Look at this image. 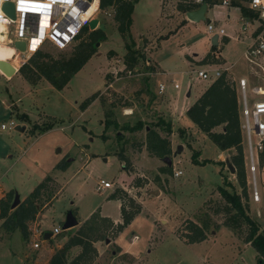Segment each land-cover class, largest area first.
Here are the masks:
<instances>
[{
    "label": "rangeland",
    "instance_id": "rangeland-1",
    "mask_svg": "<svg viewBox=\"0 0 264 264\" xmlns=\"http://www.w3.org/2000/svg\"><path fill=\"white\" fill-rule=\"evenodd\" d=\"M176 1L161 0L163 13L172 15ZM233 1L237 4L242 2ZM156 3L157 0H142L136 5L129 34L125 39L127 42L131 41L129 43L131 47H134L139 34H149L153 31L156 23L153 20ZM251 13L255 15L253 16L255 19L256 12ZM96 17L98 25L95 27L101 28L106 37L99 41L100 44L96 42L98 44L95 45V52L70 77L63 88L55 89L43 78L35 84H30L18 71L11 76L0 71V123L6 125L5 129H0V191L11 189L12 197L17 194L20 203L44 176L49 175L53 179V182L47 183L46 188L35 201L38 208L33 218L26 222L28 235L25 239L20 236L17 229L5 231L1 227L2 219H0V264H46L52 253L57 250L51 251V245L63 243L82 223L81 221L77 227L73 225L62 229L68 214H72L77 221L88 215L91 209L94 211L98 208L100 213L110 218L118 217L116 201L107 199L109 192L116 190H121L140 204V211L119 235V243L123 247L135 242L129 246L130 253L123 252L113 242L117 235L112 236L106 231L101 239L92 242L98 249L89 264H257L255 250L239 241H242L247 231L246 225L241 223L236 228V234L223 225L228 214L224 213L225 203L216 187L217 184L222 186L225 182H229L238 192L239 186L235 174L234 172V175L230 174L224 164L213 163L217 160L205 164H195L190 161L193 151L190 146L195 141L193 131L183 127L187 130H183V134L177 131V134L166 135L170 149L173 146L168 156L169 165L162 158L154 164L157 159L151 158L152 156L142 154L143 156L139 157L136 154L134 158L139 164L138 168L133 164L129 153L135 152L138 141L143 139V127L131 132L120 124L119 127H113L110 140H102L99 137L103 134L105 114H108V119L115 121L111 108L122 113L121 107L138 101L137 97L127 99L125 93L128 86L135 92L139 86L145 84L146 75L141 73L150 65H144L145 51L139 45L136 71H130V75L124 72L125 70L120 73L118 68L123 64L124 41L115 29L112 11L109 8L100 10ZM178 20L169 26L171 31L181 25V20ZM257 24V19L249 21L245 32L248 31L250 34V30ZM194 25L197 28L196 35H201L207 23L198 21ZM2 28L0 25V30ZM190 29L192 30L189 27L179 26L174 36H169L166 41L163 40L162 50L159 53L164 57L173 56L177 42L190 35ZM86 30L83 31L80 39H86ZM162 38L164 37L153 41L157 42ZM3 40L0 34V60H7L18 69L31 55L25 58L24 53L16 48H14L16 51L7 53L11 45ZM79 40L63 49L45 44L41 51L53 58L66 57ZM142 43L140 41V44ZM142 45L144 46L145 43ZM230 46L226 48V55L233 59L238 55L242 44L231 42ZM109 50L112 53L107 56ZM121 53L122 55H119ZM21 60H24L23 63ZM193 69L197 68L194 66ZM247 69L248 66L242 57L235 66V75H245ZM127 75L129 76L125 77ZM194 76V73H186L181 78L177 77L180 91L185 88V81L189 80L192 82L190 88L192 96L208 82L198 79L193 81ZM225 77L228 79L230 76L225 75ZM114 79L116 80L112 84L113 87L106 88L107 83ZM156 83L157 79H151L154 88ZM246 91L249 97L248 87ZM93 92H97L98 96L84 109H80V102ZM168 92L174 95L175 90L167 85L162 96H169ZM149 118L150 120L145 121V124L154 128L161 136H165L163 126L155 125L157 120L155 114H149ZM10 120L15 125L23 126L24 129L8 128ZM220 128L218 126L214 130ZM176 129L177 126L174 125L173 130ZM117 131L121 132L122 137L116 138ZM207 141L203 155L216 159L218 151L211 141ZM178 145L181 148L176 152ZM117 152L127 154L126 169L123 167V161L117 158ZM232 152L233 149L225 152L227 153L225 160L227 157L228 160L230 159ZM85 155L90 157V162L86 165ZM60 159L67 162L64 170H56L53 167ZM263 159L264 157L261 163L256 165L254 172L259 200L253 201L248 177V185H245L246 198L241 199L246 214L257 223L259 229L264 227ZM157 164L159 167H170V172L160 173ZM172 170H180L181 174L173 177ZM219 170L225 181L219 177ZM100 179L111 182L112 186L97 192L94 187ZM135 183L140 186H134ZM227 189L230 190L229 187ZM159 190L160 194L154 193ZM11 201L12 198L10 203ZM10 203L9 211L13 209L10 208ZM187 219L197 224L206 223L205 239L196 243H185L179 233ZM54 226H58L60 232L40 242L39 248L32 249L31 240H38L36 232L49 231ZM75 247L67 249L64 264L80 251L79 246ZM45 259L46 261L43 262Z\"/></svg>",
    "mask_w": 264,
    "mask_h": 264
},
{
    "label": "trees",
    "instance_id": "trees-1",
    "mask_svg": "<svg viewBox=\"0 0 264 264\" xmlns=\"http://www.w3.org/2000/svg\"><path fill=\"white\" fill-rule=\"evenodd\" d=\"M137 0H99V10L110 8L112 11V20L115 22V29L124 41L123 46L125 52L123 54V70L131 71L138 59V51L133 49L125 39L129 34V26L131 23L130 14L132 11L133 2ZM247 1V0H243ZM214 0H201V3L207 5L213 4ZM191 1L177 0L175 9L180 12H186L198 7ZM240 13L243 16H255L244 5H239ZM87 28L84 27V30ZM87 31V30H86ZM105 39V35L101 28H95L87 31L86 39H80L74 44L72 51L68 56L53 58L41 50L35 51L31 56L18 68L19 74L30 84H35L40 79L46 80L53 88L61 89L76 73L87 59L95 52V43ZM111 51L107 52V56L111 55ZM202 61L217 63L216 58L207 53ZM225 72H222L218 77L212 79L206 88L197 96V98L187 107L185 115L187 118L201 131L206 137L220 150L233 149L234 152L230 155L228 162L234 169L236 182L239 186L238 192L229 182L224 185H218L216 190L220 197L224 200V213L228 214L223 222V225L228 227L233 233H237V227L244 223L247 231L242 238V241L249 245L256 252L257 264H264V227L258 228L257 223L246 214L242 198H246V181L244 168V148L240 132V120L238 114V106L236 93L231 82L225 77ZM98 96L97 92H93L88 97L83 99L79 108L84 109L90 101ZM107 113L103 119V127L112 125L117 127L114 120L107 118ZM156 126H163L165 136H161L154 128L148 125L145 130L144 140L138 142L137 147L143 145L149 156L157 158L168 157L171 149L169 140L166 135L170 133L169 123L161 119H157ZM124 129L129 131L140 130L143 125L140 121H136L133 125H122ZM220 126V130L214 128ZM49 126H47L48 128ZM99 137L105 140V136L100 134ZM116 133V138H119ZM116 156L123 161V167L126 169L128 158L121 152H117ZM196 152L192 151L190 161L195 164H205L213 162L210 159L204 158L200 161L196 160ZM262 154L259 162L262 161ZM222 165V162H213ZM67 162L59 160L54 168L64 170ZM160 173L168 174L170 167H159ZM222 181L224 177L222 176ZM48 182H53L51 176L46 175L40 180L31 191L18 203L12 210L9 211V203L12 198V191L8 190L0 198V219H2L1 227L5 231L17 229L20 236L25 239L28 235L26 222L33 218L38 208L37 203L42 191L46 188ZM140 186V184H133ZM230 188L228 190L227 188ZM248 193V192H247ZM107 199H118L119 217L120 220L113 222L106 216H101L98 209L92 211L85 218L76 231L69 235L66 242L59 247L47 260L46 264H64V255L68 248L79 246L80 251L72 257L67 264H89L96 256V249L92 242L101 239L107 231L112 236H116L134 216L140 211V204L133 198L126 196L121 190L109 193ZM232 211V212H231ZM231 218V219H230ZM206 223L197 224L191 220H185L181 233L179 235L184 239L185 243H196L205 239Z\"/></svg>",
    "mask_w": 264,
    "mask_h": 264
},
{
    "label": "crops",
    "instance_id": "crops-1",
    "mask_svg": "<svg viewBox=\"0 0 264 264\" xmlns=\"http://www.w3.org/2000/svg\"><path fill=\"white\" fill-rule=\"evenodd\" d=\"M141 1L142 0H137L133 2L132 11L130 14L131 23H132V17L135 15V7L137 4H140ZM240 1L244 2V4L246 3V1H243V0H239V2ZM242 2H240V4H237L233 0H226L225 3H222V0H219L217 2H214L211 5L206 4V8L203 13L204 20L202 21L206 23H212L215 26V28H222L223 33L220 35L210 34V32H207L205 29L201 35H198V34L196 35L197 28L194 24H196L198 21H191L187 19L185 16V12H180L176 10L175 7L172 11V15H169L168 13L164 14L162 7H161V0H157L156 11L155 10L153 11L154 12L153 20L156 22L155 26L153 27V31L150 32L149 34H139L138 40L134 42V47H132L133 49L137 50V47L140 45V47H142V49L145 51V55L143 57L144 65L145 66L150 65V67L146 68V71L141 73V74L146 75L145 84H143V86H139V88H137L138 90L135 92L133 90H130L131 87L130 88L129 86L127 87L128 90L125 93L126 96L128 97L127 99H130V98L133 99L135 97L139 99L136 102H133L131 104L125 105L124 107H121L122 109L121 108L120 109L122 110V113L119 110L115 111L116 110L115 108H111V111L113 113V118L115 119V122L117 123V127H119L120 124L130 126V125H133L136 121H140L143 125L144 134H145V130L148 128V125L145 124V121H149L150 120L149 114L154 113L156 119L159 118L163 120L164 122L169 123L170 136L173 134H177V131L180 134H183V130H184L183 127L188 128L191 131H193L192 133L194 134L192 135L195 137L194 139L195 141H193L190 148L196 152L197 154L196 160L200 161L201 159L207 158V157H204L203 155V152H204L203 148L205 147V145H207L208 143L207 140L209 139L206 137V135L203 132H201L187 118V116L185 115V110L197 98V96L206 88V86L210 83V81H208L206 85L199 92H195L191 96L190 88H191L192 82L189 80L185 81V88L180 91L179 80H177V77L181 78L186 73H194V71L197 69H207V70L212 71L216 68H219V69H225L226 70L225 73L234 79H237L240 76H246L248 79L251 78L248 72V69L245 75H242V74L235 75L236 74L235 66L239 62V59L242 58L241 56L242 50L249 41V32L248 31L245 32L246 24H248L249 21L251 22L254 20V17L252 16L250 17V16L241 15L239 5H244L242 4ZM177 19L181 20L180 22L181 25H178L176 28H174L173 31H171L169 26H171L173 22H175ZM131 23H130V26H131ZM97 25L98 24H96V26ZM179 26L181 27L185 26V27L192 28L193 31L190 29L189 31L190 35H188L183 40L177 42L176 44L177 46L173 50V56L171 55L172 57L171 56L164 57V55L159 53L162 50L161 43L163 42V40L166 41L169 38V36L170 37L174 36ZM161 37H164V38L160 39L157 42L153 41ZM213 37L215 39V43L211 44L210 40ZM140 41L143 42L142 44L145 43V45L143 46L142 44H140ZM154 42L156 45H154ZM231 42L242 44V47L239 50L238 55L234 57L233 59H230L226 55V48L228 46L231 47L230 46ZM122 53L119 55H122ZM207 53H210L212 57L214 56L217 60V63L202 61V58ZM194 66L197 69H193ZM121 67L118 68L120 73L124 71L123 64H121ZM132 70L133 72L136 71L135 65L131 69V71ZM124 72H126V70ZM129 75L125 77H128ZM119 78H122V77H119ZM151 79H157L156 88L152 86ZM115 80L116 79L112 80L111 82H108L106 88H110V87L112 88L113 87L112 84L115 82ZM194 80H196L195 77L193 81ZM160 83L164 84V89L161 92H158L157 85ZM173 83H177L178 87L173 88L172 86ZM167 85L171 89L175 90L174 95H171V93L168 92L169 96H166V97L162 96ZM114 91H117V90H114ZM169 97L171 98L169 99ZM124 111H127V112H124ZM174 125L177 126L176 130H173ZM112 129H113L112 125H109L103 129V135L106 137L105 140H110ZM184 131H187V130L185 129ZM131 132H135V131H131ZM116 133H118L119 136L122 137V134H120L121 132L117 131ZM143 140H144V135H143V139L138 142H142ZM121 141H123V138H121ZM170 142H171V138H170ZM172 147L173 146H171V149ZM216 150L218 151L217 158L216 159L207 158V159H210L213 161L217 160L216 162H222V165L223 164L225 165V161H228V157L225 160V157H226L225 155H227V153L225 154V152L228 150L230 151L231 148L220 150L216 147ZM136 154L139 157H142L143 156L142 154H146L147 156L149 155L147 154L143 145H140L139 147H137V150H135V152L129 153L130 159L132 160L133 164H135L136 167L138 168L139 164H137L134 158ZM151 158L157 159L156 161H154V164H156L159 159L154 156H152ZM57 162H55V164ZM89 162H90V157L85 155V165L88 164ZM218 165H221V163ZM219 172H220L218 173L220 175L219 177L222 178L221 176L222 173L220 170ZM230 174L234 175L233 173H230ZM220 178H219V181H220ZM2 191L3 190L0 191V197H2L4 193H6L8 190L3 191V192ZM160 192L161 191L159 190L158 194H160ZM112 200L116 201V205L118 207V217L110 218L107 215H104L100 212L99 214L101 216H106L110 218L115 223L120 220V217H119L120 202L118 199H112ZM92 211L93 209H91L89 213H91ZM88 215L82 217L81 219H77L76 221L77 223L75 227H77V225H79L81 221L87 218ZM121 233L122 231H120L117 234V236L113 239V242L116 243L123 252L130 253L129 246H132L135 241L130 242L129 245H126L124 247L121 246V243H119V235ZM66 240L63 243H57L56 245H53V246L51 245L50 247L51 251L52 249H58L59 247H61L66 242ZM239 241L243 243L244 246L249 245V243H245L241 240ZM93 246L96 247L95 244H93ZM73 247L76 248L75 246ZM95 249H98V248H95ZM47 258L48 256L46 257V259ZM46 259L43 262H45Z\"/></svg>",
    "mask_w": 264,
    "mask_h": 264
},
{
    "label": "built area",
    "instance_id": "built-area-1",
    "mask_svg": "<svg viewBox=\"0 0 264 264\" xmlns=\"http://www.w3.org/2000/svg\"><path fill=\"white\" fill-rule=\"evenodd\" d=\"M4 2L12 4L13 18L3 11ZM4 2L0 3V25L3 27L0 34L3 36V41L12 47L15 40L24 42L25 58L41 50L45 44H50L57 49L66 48L82 38L84 27L89 29L87 26L89 20L96 19L95 24H98L96 16L99 12V0H4ZM191 2L199 4L201 0H191ZM225 2L226 0H222V3ZM245 6L256 12L255 19L258 20L241 54L248 66L252 81L246 76H240L237 79L228 77V80L236 93L244 148L245 181L248 185V177L252 187L253 201H258L254 172L260 155L264 157V0H247ZM206 31L215 35L223 33L222 28H215L212 23H207ZM23 61L21 60V63ZM225 71L219 68L212 71L197 69L194 71V77L198 80L211 81ZM126 72L130 73L128 70ZM172 86L177 88L178 84L173 83ZM157 88L158 92H161L164 84H158ZM7 127L16 128V125L10 120ZM5 128L6 125L0 123V129ZM180 174V170H172L173 177H178ZM111 186V182L100 179L94 189L99 192ZM33 232L35 233L34 230ZM45 232H49V236L53 237L60 232V228L54 226ZM45 232L43 230L36 232L38 240H31L32 249H37L40 242L48 239L49 236L44 238Z\"/></svg>",
    "mask_w": 264,
    "mask_h": 264
},
{
    "label": "water",
    "instance_id": "water-1",
    "mask_svg": "<svg viewBox=\"0 0 264 264\" xmlns=\"http://www.w3.org/2000/svg\"><path fill=\"white\" fill-rule=\"evenodd\" d=\"M206 8V4L205 3H200L198 8L193 9V10H189L185 12V16L187 19L191 20V21H202L204 20V16L203 13L205 11ZM2 9L3 11L11 18L14 17V13H13V7L12 4L10 2H4L2 4ZM96 19H91L88 21L87 26L89 28V30H93L96 27ZM211 44L215 43V39L214 37L210 40ZM98 43H96L95 45H97ZM13 47L16 48L18 51L23 52L24 51V42L22 41H17L15 40L13 42ZM18 69L14 68L9 61L7 60H0V71L7 75V76H11L13 75ZM16 129L18 130H23L24 127L23 126H16ZM181 148L180 145L177 146L176 148V152L179 151ZM162 160L169 165L170 164V159L168 157H163ZM225 166L226 169L230 172L233 173L234 169L231 166V164L228 161H225ZM155 194H157V191H154ZM19 203V197L17 194H14L12 197V201L10 203V208H14L17 204ZM76 220L73 218L72 214H68L63 225H62V229H65L67 227L76 225ZM49 236V232H45L44 234V238H47Z\"/></svg>",
    "mask_w": 264,
    "mask_h": 264
},
{
    "label": "bare ground",
    "instance_id": "bare-ground-1",
    "mask_svg": "<svg viewBox=\"0 0 264 264\" xmlns=\"http://www.w3.org/2000/svg\"><path fill=\"white\" fill-rule=\"evenodd\" d=\"M13 52V51H16L12 46H10L9 48H8V50H7V53H10V52Z\"/></svg>",
    "mask_w": 264,
    "mask_h": 264
},
{
    "label": "snow or ice",
    "instance_id": "snow-or-ice-1",
    "mask_svg": "<svg viewBox=\"0 0 264 264\" xmlns=\"http://www.w3.org/2000/svg\"><path fill=\"white\" fill-rule=\"evenodd\" d=\"M4 2V0H0V3H3Z\"/></svg>",
    "mask_w": 264,
    "mask_h": 264
}]
</instances>
